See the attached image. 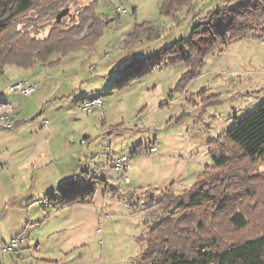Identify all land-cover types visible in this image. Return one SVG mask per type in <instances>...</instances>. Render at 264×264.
<instances>
[{
  "label": "rangeland",
  "instance_id": "1",
  "mask_svg": "<svg viewBox=\"0 0 264 264\" xmlns=\"http://www.w3.org/2000/svg\"><path fill=\"white\" fill-rule=\"evenodd\" d=\"M92 2L66 0L45 12L32 10L22 19L31 16L33 26H38L35 35L43 37L60 11L69 8L61 20V27L67 28ZM94 2L103 20L98 33L99 26L90 19L80 34V39L86 38L78 46L54 55L45 65L9 64L0 75V93L20 108L12 127L0 126V157L8 172L17 170L13 165L23 158H39L36 178L50 180L55 170L75 163L71 150L80 148L82 165L70 176L65 193L71 198L86 196L93 175L109 183L97 184L93 198L86 196L89 201L64 205V192L57 189L66 181L31 182L29 195L37 196L32 200L18 194L21 177L11 178L14 184H7L6 190L12 200L28 203L0 212V232L6 238L0 239L2 264H150L141 258V239L149 229L146 219L152 225L163 212L142 194L139 206L149 209H134L126 195L149 188V199L172 184L184 190L213 165L210 146L264 98V20L258 29L227 45L201 50L183 39L190 38L196 21L227 0H194L192 10L180 12L179 23L160 13L162 0ZM18 79L36 83L34 93L24 97L9 92ZM98 96L104 100L101 110L81 111ZM151 143L161 146L159 151L132 157L131 182L126 183L114 160L137 144ZM246 166L250 174L261 175L253 179L261 197L264 160ZM51 191L55 195L50 200ZM19 227L39 242L32 239L28 247L24 242L5 253L4 246L11 242L7 235Z\"/></svg>",
  "mask_w": 264,
  "mask_h": 264
},
{
  "label": "trees",
  "instance_id": "2",
  "mask_svg": "<svg viewBox=\"0 0 264 264\" xmlns=\"http://www.w3.org/2000/svg\"><path fill=\"white\" fill-rule=\"evenodd\" d=\"M62 1L66 0H0V75L9 64L21 68L45 65L52 62L54 55L78 46L86 38L80 39V34L90 19L99 26V32L103 20L95 0L83 7L78 22L64 28L56 20L43 37L35 35L38 26H33L35 20L31 16L29 20L22 19L32 10L45 12ZM193 5L194 0H162L160 13L179 23L180 12L185 8L192 10ZM263 20L264 0H240L234 5L227 0L211 9L204 20L196 21L190 38L183 39V43L191 42L201 50L219 48L255 31ZM149 147L137 144L130 157L144 154ZM210 153L213 165L207 166L184 190L179 192L180 188L172 184L160 195L153 192L149 199V188L126 195L134 209H149L139 206L137 199L142 194L149 204L163 212L152 225L146 219L149 229L141 239L145 244L141 251L143 260L150 264H264V194L260 197L253 181L261 175L250 174L246 166L264 160V98L219 136L210 146ZM92 177L93 187L86 193L90 200L97 184L109 183L108 178ZM68 183L57 189L64 192V205L89 201L86 196H68L64 188ZM88 185L89 180L83 186ZM54 195L52 191L48 199Z\"/></svg>",
  "mask_w": 264,
  "mask_h": 264
},
{
  "label": "crops",
  "instance_id": "3",
  "mask_svg": "<svg viewBox=\"0 0 264 264\" xmlns=\"http://www.w3.org/2000/svg\"><path fill=\"white\" fill-rule=\"evenodd\" d=\"M17 81H23V79H18L16 81H13V83L17 82ZM10 107L14 111H16V113L20 111V108L17 107V105H14L13 103H10ZM21 109H22V107H21ZM45 123L48 124L49 121L46 120ZM152 145H157V144L151 143L150 146H152ZM157 147H158L157 151L152 152V153H157L161 146L157 145ZM71 151H72L71 152L72 160L74 158L76 159L75 163L73 161L68 162L69 164L67 166H63L62 168H58L57 170H55L53 177L50 180H52L54 178V180H56L57 183H59V182L62 183L64 181H68L70 176H74L78 172L79 168L82 165L81 157H79L82 153V150L80 148L79 149L76 148L74 150L72 149ZM144 154H146V152ZM78 158L80 160L79 162H78ZM38 159H36V158L30 159L28 157L23 158L19 162H17V164L13 165V166H15V168L18 167L17 170H15L16 172L12 171V169L9 170L10 172H8L5 168L6 163L0 157V212L5 211L6 209H11L14 206L17 208H24V207H26V204L28 203V202H25V203L22 202L20 204H17L16 201L12 200L15 198H12L11 193L6 190L7 184H11V186L14 184V183L12 184L13 181L11 178H14L16 181V180H18V178L21 177V181L19 182V186H20L19 190L20 191H18L19 193L17 191L16 192L22 197H23V194H26V196H30L29 195L30 193L32 194L34 187L32 186L31 182H33V183H39V182L40 183H47L50 181V180H48V178L46 176H42V178H40V179L36 178L37 174L41 172L39 170L40 165H39ZM47 165H48V163H47ZM10 173H11V175H10ZM16 188H18V186H16ZM54 190H56V189H54ZM16 192H15V194H16ZM51 192H49V193H51ZM29 198H32V200H36L37 196L31 195ZM21 231H22V227H19L18 229L9 233L7 235V237H9V241H11L12 237H14L16 234H18ZM2 235L3 234H1V232H0V239H1V241L4 242L5 237L4 236L2 237ZM27 236H28L27 240L25 241L26 247H28V245L31 243L32 239H34L37 243L39 242L35 238L31 239V236L29 234ZM5 244H6V242H5ZM4 251H5V253H8V250H6L5 246H4ZM0 264H2V261H0Z\"/></svg>",
  "mask_w": 264,
  "mask_h": 264
},
{
  "label": "built area",
  "instance_id": "4",
  "mask_svg": "<svg viewBox=\"0 0 264 264\" xmlns=\"http://www.w3.org/2000/svg\"><path fill=\"white\" fill-rule=\"evenodd\" d=\"M36 90V83L26 82V81H17L14 82L9 87V92H19L21 95L29 96L34 93ZM104 104L102 96L93 98L90 101H87L83 104L80 109L81 111H93L101 110ZM14 110L10 107L9 102L6 100L4 94H0V126L12 127L14 121L12 120L14 115ZM158 149L157 145L150 146L149 150L151 152H156ZM114 168L121 175L126 183H130L131 179L128 175V172L131 168V157L129 153L122 154L114 160ZM26 231H21L12 237L10 244L6 249L15 250L19 248L27 240Z\"/></svg>",
  "mask_w": 264,
  "mask_h": 264
},
{
  "label": "water",
  "instance_id": "5",
  "mask_svg": "<svg viewBox=\"0 0 264 264\" xmlns=\"http://www.w3.org/2000/svg\"><path fill=\"white\" fill-rule=\"evenodd\" d=\"M69 12V8H65L64 10L60 11L58 14H57V22H60L62 20V18L67 15Z\"/></svg>",
  "mask_w": 264,
  "mask_h": 264
}]
</instances>
